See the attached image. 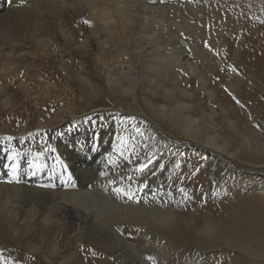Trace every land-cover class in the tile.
I'll use <instances>...</instances> for the list:
<instances>
[{
    "label": "bare ground",
    "instance_id": "1",
    "mask_svg": "<svg viewBox=\"0 0 264 264\" xmlns=\"http://www.w3.org/2000/svg\"><path fill=\"white\" fill-rule=\"evenodd\" d=\"M186 1L0 2V161L10 159L9 173L0 167L1 245L47 237L66 259L67 240H91L85 226L93 217L100 227L118 223L114 233L133 245L148 250L158 241L176 263L212 249L198 264H264V0H203L188 6L191 17L178 13ZM194 83L209 101L195 99ZM107 122L103 152L92 155L93 145L83 147L88 130ZM184 139L209 150V161L192 182L167 185ZM50 144L77 186L57 181V166L41 177L40 164L20 169L11 159L13 145L34 153ZM104 155L129 176L109 174L111 185L102 186L95 164Z\"/></svg>",
    "mask_w": 264,
    "mask_h": 264
},
{
    "label": "rangeland",
    "instance_id": "2",
    "mask_svg": "<svg viewBox=\"0 0 264 264\" xmlns=\"http://www.w3.org/2000/svg\"><path fill=\"white\" fill-rule=\"evenodd\" d=\"M0 2H1V4H3L4 0H0ZM201 2H203V0H191L189 2L186 1L185 3L187 5H182V6L180 5L177 8L178 13L181 12V14L183 13L184 15H188L190 13L189 11H191V9H188V8L189 7H195V8L202 7L203 5L198 4ZM207 2L210 4V6L214 5L212 1H207ZM213 11H214V8H212V7H210L209 9L207 8V9H205V14H211V13H213ZM186 12L188 14H186ZM172 15L173 14L171 13L169 16L171 18L170 20L176 21V19H175L176 17L174 15L173 16ZM188 16L191 17V14H189ZM252 30H250V32L252 35V39H254L255 37L252 34ZM233 64L234 63H230V66H227L226 69L228 67H229V69H232ZM185 76H186V79L190 78V77H188L187 73L185 74ZM188 81H190V79ZM189 90L194 93V96L196 95L195 99L201 98V99H203V101H209V98L206 95V93L198 89L197 83H194V86L190 87ZM225 93L228 94L227 91H225ZM203 104H204L205 112L208 113L210 110L208 107V104H205V103H203ZM124 115L125 114L123 112H119V116L124 117ZM144 117L145 116H142V118H141V116H139V119L148 122L147 118L146 117L144 118ZM103 122H104V120L101 121L102 125H103ZM97 123H94V125H97ZM120 124H122V123H120ZM68 128L70 129L71 126H69ZM110 128H112V123L107 122L106 124H104V127H101L99 129H97L96 127L89 129L88 130L89 142H88V144L84 143L83 147H85V146L92 147V145H93V148H91V152H90L92 155L102 153L103 150L101 148L100 149L98 148L100 146V143H101L102 134L108 132V130ZM99 131H100V133H99ZM89 132H91V133H89ZM166 132L170 133L171 136H175L177 139H179L181 137V135H179V134L174 135L167 130H166ZM100 134H101V136H100ZM180 142H182L181 143L182 146L181 145L179 146L180 147L179 150L176 149L178 152V155H177L178 161L176 164V169H174L171 172L169 171L171 173L170 175H169L168 170H167L166 176L164 177L165 183H168L167 185H173L174 187H178L179 185H181L182 184V183H180L181 181H183V182L185 181L186 183L192 182L189 180V176H191V178L193 179V177H195V175H197V174L199 175V172L201 171V166H203L204 163L207 162V160L209 159V156L211 155L209 150L202 149L201 147H199L198 144L192 143L190 140L187 141V139H184V140H181ZM192 144H194L195 146ZM25 149H27V148H25L24 146H21V150L17 146H14V145L11 147V151L14 152L11 156V159H13L12 161L18 160L20 162V169L22 167H25L26 170L30 169L31 168L30 162L32 161V163H36L38 165L40 164L39 166H41L40 169H42V171L36 172L35 175L42 177L41 174H45L46 176L48 175V171L50 170V166H57L62 171L61 175L57 177V181L64 182L65 184L69 183L70 185L73 184V185L77 186L76 178L73 174V171L71 170L69 162H67L60 155V153L58 152L57 147L55 145L50 144L49 146H44L42 148L38 147L37 149L39 151L34 150L35 151L34 153H32V150H30V152L24 153ZM17 154H20V155H17ZM29 155H31V156H29ZM17 156H18V158H17ZM88 159L90 160V158H88ZM8 160L10 161V159L0 161V167L3 166V168L7 172L9 170L8 169V165H9ZM123 164L124 163H122L120 160H117L113 157L111 158V155H104L98 162H96L95 166H99V167L101 166V171L104 174V177L101 181L103 183H101V185L102 184H103L102 186H105V184H106V186L111 185L110 184L111 181L108 182L109 181V180H107L108 178L105 179V177L106 176L108 177L109 174H113L114 176L116 175L115 178H118V176H119V178L126 179L127 176H129V173L126 169V166ZM229 165H232V164L229 163ZM207 166H208V163H207ZM232 167H234V169H236V166H232ZM162 169H165V166H163ZM105 171H106V173H105ZM177 173H178V176H177ZM175 176H177V177H175ZM202 176L203 177L201 179H203V180L206 179L205 175H202ZM67 178H68V180H67ZM164 181H163V183H164ZM178 183H180V184H178ZM199 185L202 187V184H198V189H201V187H199ZM116 187H117V185H116ZM226 189L227 188H225L223 190V192H226L227 191ZM228 193H230V196H231L232 192L228 191ZM173 199L175 200L174 196H173ZM188 205L190 207L189 203L183 202V207L184 206L185 207L184 208L182 207V209H184V210L188 209L189 210V208L187 207ZM61 206H63V205H59L60 208H62ZM164 209H166V208H164ZM193 212H194V210H193ZM201 215H202V213L198 212L195 214V217L199 218ZM89 219L90 220H87L88 221L87 226H85L86 227L85 233H86L87 238L88 237L93 238V239L91 238L92 241L90 239H89V241H87L88 239H86V241H80L78 238H74L73 240H67V241L71 242V246L68 250V253L65 254V255H67L66 259H63L61 257V255H54V253L52 252V249H51L50 239H47V237L44 239L43 244L39 241L38 238L28 237V238L21 240L19 243H14L11 241L7 242L5 240L2 242L3 245L0 244V247L1 246L6 247L5 253H7V254L9 253L8 255L10 256L11 264H68L69 261H70V264H152V261H149L147 259V257H153L155 264H166V263H169V264H181L182 263V264H184L185 263V262H182V260H180L179 263H176L178 261H175V260H174V262H173V260H168L166 258V251L164 252V249L159 247L158 241L150 242L149 249L147 250V246H146V248L143 247L138 242V240H136V242H137L136 245L135 244L133 245V240L131 242L129 240L126 241L125 237L121 239L117 234H115L114 232L118 230V228H117L118 223H116V224L108 223L109 225H105L103 227H100L98 222L95 221L93 217H90ZM120 219H123V216H120ZM110 224H112V225H110ZM172 239H174V241L176 243L179 241L178 239H176L174 237H172ZM93 240H94V242H93ZM57 243L59 245L63 244L62 235H61V237H59L57 239ZM124 243L128 244V246L127 245L125 246ZM30 246H33V247H30ZM31 249H33V251H31ZM194 250L196 252L197 257L195 256V258H194L193 255H189L190 258H192V259L194 258V259L191 262H189L188 264H198V261H200V259L201 260L203 259V261L205 260V263H207L206 261H210L211 256L215 254V252L212 249H209L208 251L206 250L205 253H199L196 249H194ZM5 253L3 254V256L5 255ZM246 258L248 260L247 256L245 257V259ZM251 262H253V261H251ZM185 264H187V263H185ZM244 264H247V263H244Z\"/></svg>",
    "mask_w": 264,
    "mask_h": 264
},
{
    "label": "snow or ice",
    "instance_id": "3",
    "mask_svg": "<svg viewBox=\"0 0 264 264\" xmlns=\"http://www.w3.org/2000/svg\"><path fill=\"white\" fill-rule=\"evenodd\" d=\"M85 23H88V21H85ZM206 47H209V51H212V48L210 46L206 45ZM231 70L233 72L237 71V69L235 67H233ZM236 102L240 103L238 100ZM241 106L243 107V105H241ZM143 170H144L143 168L140 169V171H143ZM145 187H147V185H145ZM115 191L117 192L118 195L122 194V195L126 196L129 200H132L133 202H135L137 204L141 203V200L136 197L135 193L125 192L122 189H115ZM181 191H183V189H181ZM147 259L149 261H152V264H155V261H154L153 257H147ZM0 264H8V262L4 259L2 252H0Z\"/></svg>",
    "mask_w": 264,
    "mask_h": 264
}]
</instances>
